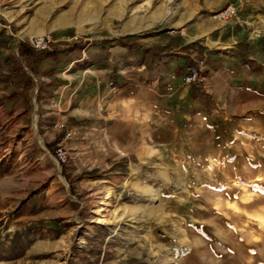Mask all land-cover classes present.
Masks as SVG:
<instances>
[{
	"label": "rangeland",
	"instance_id": "374dc122",
	"mask_svg": "<svg viewBox=\"0 0 264 264\" xmlns=\"http://www.w3.org/2000/svg\"><path fill=\"white\" fill-rule=\"evenodd\" d=\"M38 37L80 54L1 107L0 264H264V0H0L2 94Z\"/></svg>",
	"mask_w": 264,
	"mask_h": 264
},
{
	"label": "trees",
	"instance_id": "16d2710c",
	"mask_svg": "<svg viewBox=\"0 0 264 264\" xmlns=\"http://www.w3.org/2000/svg\"><path fill=\"white\" fill-rule=\"evenodd\" d=\"M128 38L118 39L116 44L122 48H126L129 51L136 52L138 50H142V56L145 54H150L152 59L163 60L168 54L163 53L161 49L155 47H144L137 42H129ZM131 39V38H130ZM105 41L102 42H94V45L100 44L102 49H105ZM18 50V57H15L9 60L10 64V74L6 78V80L13 86L14 82L13 79H19V92H10L9 94H3L0 97V101L8 102L13 99L17 94H23L25 96L24 101L27 105V108L32 110L33 107H36V112L41 113L43 105L47 104L49 98H51L52 93L50 88L52 85H55L56 80L47 83L43 80L44 77H51L55 75L56 66L59 64H69L72 60H78L80 54V48L76 44L74 46H70L64 50H52V51H35L28 47L27 45L19 42L17 45ZM73 56V57H72ZM61 57H63L61 59ZM64 61V62H63ZM247 63H250L249 60H246ZM47 64L46 69L42 70L43 65ZM195 64H189L185 66L187 73L194 70ZM35 90V93L28 94V91ZM195 95L193 99L196 98H203L205 100L208 99L207 96H201L200 87L195 88ZM39 116V115H38ZM63 167L64 163H62ZM78 213L82 214L80 207L76 206ZM104 230V228H102ZM28 232H42V228L38 227L35 224H31L28 227ZM47 232L49 233H56L55 230L48 229ZM58 235V234H57Z\"/></svg>",
	"mask_w": 264,
	"mask_h": 264
},
{
	"label": "built area",
	"instance_id": "2783aa9c",
	"mask_svg": "<svg viewBox=\"0 0 264 264\" xmlns=\"http://www.w3.org/2000/svg\"><path fill=\"white\" fill-rule=\"evenodd\" d=\"M226 17H231L234 15L232 9H227L224 13ZM50 39L48 37H38L31 41V47L35 51H46L49 49ZM202 77L195 70H191L184 78L183 83L185 86H195L199 85L202 82ZM57 157L60 162L65 161V156L62 153L57 154Z\"/></svg>",
	"mask_w": 264,
	"mask_h": 264
},
{
	"label": "crops",
	"instance_id": "0c3cea01",
	"mask_svg": "<svg viewBox=\"0 0 264 264\" xmlns=\"http://www.w3.org/2000/svg\"><path fill=\"white\" fill-rule=\"evenodd\" d=\"M196 87H200V93H199V95L201 94V96H202V94H203V96H204V95L207 96V97H208L207 100H210V98H211L208 94H206V93L202 90V88H201V84H199V85H196V86H192V89H191V88L188 89V91H189V93H190V100H191V101L198 100V101H201V103H204V105H206V100L203 99V98H200V97H199V98L193 99V96L196 94V93H195V88H196ZM2 95H3V94H2V92L0 91V97H1ZM15 97H16V96H15ZM15 97H14V98H15ZM14 98L11 99V100L8 101V102H2V101H0V110H1V107H2L3 104H4V105L9 104L11 101L14 100ZM0 122H1V119H0ZM0 149H1V135H0ZM2 159H3V157H0V186H10V178H8V176H7L6 173L4 172V168H5V166L3 165ZM7 178H8V179H7ZM1 182H4V183H1Z\"/></svg>",
	"mask_w": 264,
	"mask_h": 264
}]
</instances>
